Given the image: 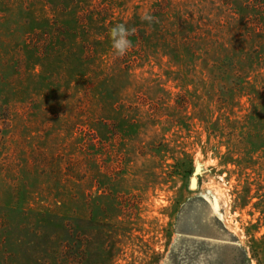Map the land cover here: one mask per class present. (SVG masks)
<instances>
[{"label": "rangeland", "instance_id": "1", "mask_svg": "<svg viewBox=\"0 0 264 264\" xmlns=\"http://www.w3.org/2000/svg\"><path fill=\"white\" fill-rule=\"evenodd\" d=\"M42 253L264 264V0H0V264Z\"/></svg>", "mask_w": 264, "mask_h": 264}, {"label": "clouds", "instance_id": "2", "mask_svg": "<svg viewBox=\"0 0 264 264\" xmlns=\"http://www.w3.org/2000/svg\"><path fill=\"white\" fill-rule=\"evenodd\" d=\"M141 19L152 22L154 17L145 12ZM130 34L129 29L123 23H118L110 29L109 37L117 54L124 55L132 47L131 41L128 39Z\"/></svg>", "mask_w": 264, "mask_h": 264}, {"label": "trees", "instance_id": "3", "mask_svg": "<svg viewBox=\"0 0 264 264\" xmlns=\"http://www.w3.org/2000/svg\"><path fill=\"white\" fill-rule=\"evenodd\" d=\"M39 256H40V258H34L33 264H44V262H45L44 259H46V254L45 253H42ZM65 256H66V259L68 261V256L69 255H65ZM55 264H57V262H55Z\"/></svg>", "mask_w": 264, "mask_h": 264}, {"label": "water", "instance_id": "4", "mask_svg": "<svg viewBox=\"0 0 264 264\" xmlns=\"http://www.w3.org/2000/svg\"><path fill=\"white\" fill-rule=\"evenodd\" d=\"M196 182V180L194 179V178H192L191 179V182H190V187H191V185H193V183H195Z\"/></svg>", "mask_w": 264, "mask_h": 264}, {"label": "bare ground", "instance_id": "5", "mask_svg": "<svg viewBox=\"0 0 264 264\" xmlns=\"http://www.w3.org/2000/svg\"><path fill=\"white\" fill-rule=\"evenodd\" d=\"M196 187V184L195 183H193V185H191V188H195Z\"/></svg>", "mask_w": 264, "mask_h": 264}]
</instances>
